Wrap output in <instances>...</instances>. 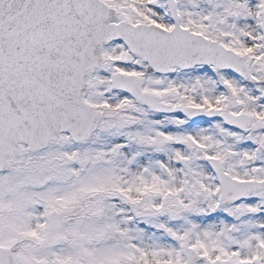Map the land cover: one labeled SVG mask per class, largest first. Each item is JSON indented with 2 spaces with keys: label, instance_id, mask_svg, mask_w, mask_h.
<instances>
[{
  "label": "snow or ice",
  "instance_id": "snow-or-ice-1",
  "mask_svg": "<svg viewBox=\"0 0 264 264\" xmlns=\"http://www.w3.org/2000/svg\"><path fill=\"white\" fill-rule=\"evenodd\" d=\"M0 264H264V0H0Z\"/></svg>",
  "mask_w": 264,
  "mask_h": 264
}]
</instances>
